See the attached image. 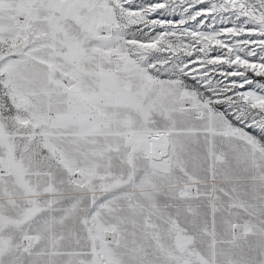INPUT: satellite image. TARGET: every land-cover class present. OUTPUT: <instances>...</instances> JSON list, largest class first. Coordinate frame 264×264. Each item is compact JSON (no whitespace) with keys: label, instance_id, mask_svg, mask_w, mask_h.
<instances>
[{"label":"snow or ice","instance_id":"1","mask_svg":"<svg viewBox=\"0 0 264 264\" xmlns=\"http://www.w3.org/2000/svg\"><path fill=\"white\" fill-rule=\"evenodd\" d=\"M0 264H264V0H0Z\"/></svg>","mask_w":264,"mask_h":264}]
</instances>
